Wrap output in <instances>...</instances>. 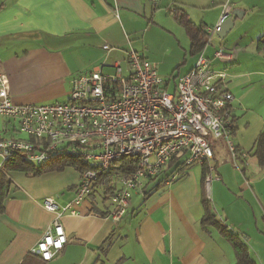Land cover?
Returning <instances> with one entry per match:
<instances>
[{"label": "crops", "instance_id": "crops-1", "mask_svg": "<svg viewBox=\"0 0 264 264\" xmlns=\"http://www.w3.org/2000/svg\"><path fill=\"white\" fill-rule=\"evenodd\" d=\"M226 3L245 13L235 27L258 7L249 0H0V73L8 76L18 105L67 102L73 80L98 67L112 73L116 63L126 69L130 51L156 67L169 93L202 54L213 58L224 49L234 55L214 67L228 74L234 142L247 158L235 164L225 144H215L217 180L209 187L202 166L177 158L143 183L119 223L110 219V198L120 183L113 175L102 178L77 215L63 217L68 242L43 264H237L229 234L248 248L253 262L264 264V164L255 156L264 132V51L256 42L257 51L248 53L240 45L245 37L230 47L213 46L214 36L205 41ZM181 15L204 30L202 49L193 48ZM20 135L17 122L0 117V142ZM81 174L75 168L41 176L11 169L0 215V264L38 261L34 251L54 219L44 203L54 199L60 210L73 203ZM204 199L213 221H205Z\"/></svg>", "mask_w": 264, "mask_h": 264}, {"label": "built area", "instance_id": "built-area-1", "mask_svg": "<svg viewBox=\"0 0 264 264\" xmlns=\"http://www.w3.org/2000/svg\"><path fill=\"white\" fill-rule=\"evenodd\" d=\"M232 12L226 3L208 35L216 36ZM104 50L110 48L104 46ZM233 56L224 49L217 50L213 58L202 54L196 66L178 78L175 93H169L156 67L130 51L126 69L120 63L112 73L95 68L73 80L67 102L48 105L14 103L10 80L0 73V117L17 122L19 133L27 136V140L0 142V171L15 158L43 166L56 158L71 157L87 167L73 203L60 210L54 199L45 201L44 208L54 219L34 255L48 263L63 251L68 242L63 217L76 216L100 173L113 170L125 159L133 163L134 171L129 176H114L120 183L110 198V219L115 223L128 214L132 197L143 183L160 177L179 157L185 158L186 166L206 167L209 187L217 180L210 140L223 142L235 164L245 160L246 154L234 142L235 98L228 90V74L214 67L216 61H230Z\"/></svg>", "mask_w": 264, "mask_h": 264}, {"label": "trees", "instance_id": "trees-1", "mask_svg": "<svg viewBox=\"0 0 264 264\" xmlns=\"http://www.w3.org/2000/svg\"><path fill=\"white\" fill-rule=\"evenodd\" d=\"M179 21L185 27L187 33L191 37L193 42V48L202 49L205 46L204 39L206 37L204 30L202 28L195 27L194 24L189 20L187 15H181L179 17ZM209 38L210 36L207 34V39H205V41L209 42ZM257 48L259 52L264 51V33L262 37L257 41ZM255 156H257L261 164H264V132L260 135V137L257 140ZM14 167H17L18 170L31 174L32 176H41L51 172H62L66 168H75L81 173H83L87 169L86 165H84L80 160L71 157L56 158L43 166L32 165L17 158L9 161L4 165L3 169L0 171V215L4 213L5 202L8 199L10 192L11 180L9 178V172ZM133 171H134L133 163L130 160L125 159L113 170L107 173H100L99 180L102 178L106 179L112 175L117 177L129 176L130 174L133 173ZM207 173H208L207 168L203 167L204 182ZM203 205L206 208L205 221L206 222L213 221L214 218L210 213L209 203L206 199L203 200ZM224 232L227 231L225 230ZM229 235L237 255V264H256L251 260L250 254L248 252V248L243 243H241L237 238H235L234 235L231 234ZM35 257L38 258L36 259L38 260L35 262L36 264L45 263L41 259H39V257L37 256ZM23 264H32V262L25 260Z\"/></svg>", "mask_w": 264, "mask_h": 264}, {"label": "rangeland", "instance_id": "rangeland-1", "mask_svg": "<svg viewBox=\"0 0 264 264\" xmlns=\"http://www.w3.org/2000/svg\"><path fill=\"white\" fill-rule=\"evenodd\" d=\"M249 4L252 6L258 5L256 11L250 15L249 19L248 18L244 19V21H242L243 24L235 27L234 30L225 40L222 41L217 36L212 37L211 42L213 46L227 45L230 47L231 45H234L237 41H240L242 38L245 37L240 45L246 46L248 48L247 49L248 53L252 51H257L256 42L264 32V0H249ZM209 49L211 52L212 47H210ZM188 63L191 64L192 61L189 59ZM184 68L185 67L182 68L181 73H183ZM20 136L22 139L27 140L26 135L21 134ZM210 143L214 149V145L215 144L218 145V143H221V141L210 140Z\"/></svg>", "mask_w": 264, "mask_h": 264}, {"label": "water", "instance_id": "water-1", "mask_svg": "<svg viewBox=\"0 0 264 264\" xmlns=\"http://www.w3.org/2000/svg\"><path fill=\"white\" fill-rule=\"evenodd\" d=\"M244 14L245 13L239 9L233 10L231 17L228 18L226 22L222 25L220 31L216 33V36L222 41L225 40L235 28V20L243 19Z\"/></svg>", "mask_w": 264, "mask_h": 264}]
</instances>
